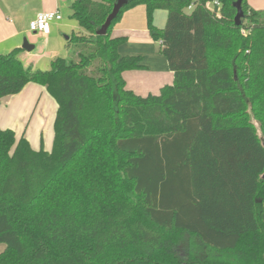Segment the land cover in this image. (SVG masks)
Wrapping results in <instances>:
<instances>
[{"label":"trees","instance_id":"16d2710c","mask_svg":"<svg viewBox=\"0 0 264 264\" xmlns=\"http://www.w3.org/2000/svg\"><path fill=\"white\" fill-rule=\"evenodd\" d=\"M116 1L73 3L50 70L0 54V105L29 83L58 104L51 151L0 128V264H264V10L243 0L236 26L237 0H131L98 36ZM140 3L174 76L145 97L112 35Z\"/></svg>","mask_w":264,"mask_h":264},{"label":"rangeland","instance_id":"374dc122","mask_svg":"<svg viewBox=\"0 0 264 264\" xmlns=\"http://www.w3.org/2000/svg\"><path fill=\"white\" fill-rule=\"evenodd\" d=\"M56 1L57 0H55V2ZM15 3L18 5L19 14H11L9 20L18 21L19 23L23 24L29 19L30 16L35 14V12L45 6H50L52 1L15 0ZM58 3L60 4L63 15V20L60 22V24H63L64 28L62 33H59L58 37L53 39L52 44L60 49V56L67 59L73 56V51H70V49L66 46V37H70L73 33H77L80 28L77 21L71 17L72 0H58ZM142 17L147 25L152 44L155 43L154 51L151 50L152 55L147 57L143 56V61L146 65V68L136 70L132 74L133 78L127 85V88L134 91L136 94L145 97L150 93L153 95L160 94L161 87H157V84H155L159 77L167 78L168 83L166 84L168 85L173 84L174 77L173 73L170 71L165 56L159 50L161 46V40L155 39L149 30L148 11L146 4L140 3L124 11L121 18L114 27L121 25L139 26L140 22L142 21ZM152 20L156 30H163L167 22V11L162 8L154 10ZM25 42L27 41L24 39L22 46H24ZM122 46L130 48L132 52L138 51V43L134 37H127L126 42L122 44ZM41 54H43V56L38 60L36 68L38 70H50L54 58L52 56L45 55L44 52ZM35 89L36 92L34 99L27 109L26 120L23 123H19V130L16 129L17 127L11 129L15 131L18 139L25 135L33 149L39 150L43 148L45 150L51 151L54 141V123L58 104L56 100L49 94L46 87L38 85V87H35ZM5 248L6 245L4 243H0V253L3 252Z\"/></svg>","mask_w":264,"mask_h":264},{"label":"crops","instance_id":"0c3cea01","mask_svg":"<svg viewBox=\"0 0 264 264\" xmlns=\"http://www.w3.org/2000/svg\"><path fill=\"white\" fill-rule=\"evenodd\" d=\"M51 1L52 3L50 6L41 8L35 12V14L30 16L27 21L21 24L18 21L9 20L11 14H19V8L17 3H15V0H0V54H8L16 48H21L23 51L20 54V59L24 65L32 66L36 70H38L36 68L38 60L43 56V54H41L42 52H44L45 55L52 56L54 59L61 57L60 49L54 46L52 41L54 38L58 37L59 33H62L64 25L60 24V22L63 19L60 22H53L51 24V32L47 35L31 32L29 27L30 22L33 21L39 13L55 10H59L61 12L58 0L56 2L55 0ZM75 1L76 0H72V5ZM247 3L250 8L255 10H264V0H247ZM141 20L142 21L140 22V25H135L136 27L132 24L133 26L121 25L113 28L112 35L114 37H134L138 43V51L136 52H132V50L128 47L121 46L119 49L121 56L147 57L152 55L151 50L154 51L155 43L152 44V40L149 37L148 28L145 21L143 20V17ZM67 38L68 37H66V41ZM24 39L29 45L33 46L32 50L24 49L22 46ZM159 50L161 52V46ZM135 71L136 70H131L124 73L126 85H128L132 80V74ZM166 83H168L167 78L163 77H159L155 82L157 87L161 88L165 85H168ZM35 87H38V84L29 83L19 94L7 97L2 100L0 105V128L11 129L17 127L16 129L19 130V123H23L26 120L27 109L34 99L36 92Z\"/></svg>","mask_w":264,"mask_h":264},{"label":"water","instance_id":"95a60500","mask_svg":"<svg viewBox=\"0 0 264 264\" xmlns=\"http://www.w3.org/2000/svg\"><path fill=\"white\" fill-rule=\"evenodd\" d=\"M131 0H117L113 5L112 12L106 19L105 23L97 30L98 36H105L108 33L109 28L111 27L114 20L117 19L121 11L130 3ZM243 0H237L234 3V7L237 9V15L235 17V25L241 26L242 21L244 19V11H243ZM24 49L32 50L33 46L29 45L28 42H25ZM264 178V176H263Z\"/></svg>","mask_w":264,"mask_h":264},{"label":"built area","instance_id":"2783aa9c","mask_svg":"<svg viewBox=\"0 0 264 264\" xmlns=\"http://www.w3.org/2000/svg\"><path fill=\"white\" fill-rule=\"evenodd\" d=\"M218 6L220 4L217 3ZM194 5H191L189 9H192ZM63 19V15L59 10L48 11L39 13L33 21L30 22V30L36 34L47 35L51 32V24L53 22H60Z\"/></svg>","mask_w":264,"mask_h":264}]
</instances>
